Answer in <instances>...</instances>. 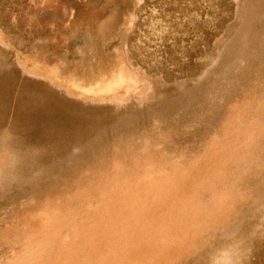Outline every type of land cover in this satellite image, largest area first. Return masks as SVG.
I'll use <instances>...</instances> for the list:
<instances>
[{
	"label": "rangeland",
	"instance_id": "1",
	"mask_svg": "<svg viewBox=\"0 0 264 264\" xmlns=\"http://www.w3.org/2000/svg\"><path fill=\"white\" fill-rule=\"evenodd\" d=\"M264 264V0H0V264Z\"/></svg>",
	"mask_w": 264,
	"mask_h": 264
},
{
	"label": "clouds",
	"instance_id": "2",
	"mask_svg": "<svg viewBox=\"0 0 264 264\" xmlns=\"http://www.w3.org/2000/svg\"><path fill=\"white\" fill-rule=\"evenodd\" d=\"M212 264H222V261L217 258L213 260ZM227 264H238V261L229 260Z\"/></svg>",
	"mask_w": 264,
	"mask_h": 264
}]
</instances>
